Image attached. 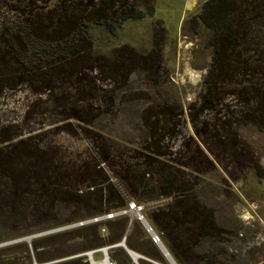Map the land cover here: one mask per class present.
Listing matches in <instances>:
<instances>
[{"label": "rangeland", "instance_id": "rangeland-1", "mask_svg": "<svg viewBox=\"0 0 264 264\" xmlns=\"http://www.w3.org/2000/svg\"><path fill=\"white\" fill-rule=\"evenodd\" d=\"M206 1L0 0V264L85 263L105 253L118 264H171L144 226L160 206L168 229H153L156 237H180L186 264H264V132L239 121L248 111L240 94L204 108L212 32L197 17ZM79 2L94 22L101 9L113 21L123 2L144 18L115 32L91 22L92 47L65 62L29 55L18 64L1 44L9 21ZM133 165L152 173L146 191L155 200L145 210L127 197L109 218L116 201L106 183ZM162 169L181 178L178 188L158 182ZM128 243L147 254L154 245L163 260Z\"/></svg>", "mask_w": 264, "mask_h": 264}, {"label": "trees", "instance_id": "trees-1", "mask_svg": "<svg viewBox=\"0 0 264 264\" xmlns=\"http://www.w3.org/2000/svg\"><path fill=\"white\" fill-rule=\"evenodd\" d=\"M67 5L61 6L56 12L34 13L28 18L13 19L6 23V26L4 25L1 44L15 54L16 63H31L32 59L29 55L31 57L45 55L60 62L81 58V51L84 53L92 47L91 22L115 32L126 20L144 18V13L141 11L135 13L136 9L133 7L128 9V3L124 2L118 11L112 13L113 21L107 20L108 15H102L105 12L103 9L94 12L96 22L91 19L92 15L87 13L88 4L79 2ZM148 8L146 14H153L154 5L150 4ZM197 19L212 32L208 41L209 47L213 50L212 63L204 79L201 97L204 108L217 107L226 95L235 92L245 97L248 105V111L239 121L264 132V0H208L204 3ZM113 22L117 25L115 26ZM228 88L233 90L228 91ZM140 168V165L129 166L126 174L117 178V184L110 180L106 183L107 192L112 195L116 203L103 214H113V210L122 211L128 204L127 197L141 202L145 210L150 209L148 204L155 200L154 193L146 190L151 185L153 177L150 171H141ZM160 172L158 182L176 185L178 188L181 178L175 175L170 179L171 174L166 179L165 171L162 169ZM135 173H139L137 178L133 177ZM140 189L144 191L140 193ZM161 195L169 196L166 192ZM80 204L79 201L75 202V206L79 207ZM162 208L160 206L157 208L158 212L148 214L147 220L154 230L168 229L163 222L165 214ZM94 215L83 218L76 215L74 218L85 220ZM125 229L126 226H122L123 233ZM159 238L177 264H186L190 250L184 247L180 237L174 238L168 234ZM127 247L154 261L163 260L161 252L154 245L152 254L141 251L131 243H128ZM35 248L37 249V244ZM85 260L80 258L63 264H89L88 261L84 263Z\"/></svg>", "mask_w": 264, "mask_h": 264}, {"label": "water", "instance_id": "water-1", "mask_svg": "<svg viewBox=\"0 0 264 264\" xmlns=\"http://www.w3.org/2000/svg\"><path fill=\"white\" fill-rule=\"evenodd\" d=\"M80 225L82 226V225H84V223H80ZM75 226L76 225H72V226H69V227L60 228V229H54V230H51V231H48V232H44V233L32 235V236H29V237H25V238L16 240L13 243L23 242V241L28 242V243H32V241L34 239H36V238H39V237H42V236H46V235H50V234H53V233H56V232H59V231H62V230L68 229V228L75 227ZM144 226L146 227V229L148 230V232L155 238L156 237V234H155L153 228L151 227V225L147 221H144ZM125 241H126V238L123 239V242L121 243L120 246L126 247L125 246ZM158 244H159L160 250L165 255V257L170 261V263L171 264H177V262L171 256V254L169 253V251L167 250V248L164 246V244L161 243L160 241L158 242ZM129 253L134 257L135 260H137L138 258H141L140 256H138L134 252H130L129 251Z\"/></svg>", "mask_w": 264, "mask_h": 264}, {"label": "built area", "instance_id": "built-area-1", "mask_svg": "<svg viewBox=\"0 0 264 264\" xmlns=\"http://www.w3.org/2000/svg\"><path fill=\"white\" fill-rule=\"evenodd\" d=\"M130 207L132 210L137 208L136 204H134V203H130ZM119 215H120V213L109 214L108 217L109 218H115L116 216H119ZM159 240L160 239L158 237L154 238L155 243H158ZM88 262H89V264H118L115 260H112L107 253H105V256L103 259L98 260V259H95L94 257H91Z\"/></svg>", "mask_w": 264, "mask_h": 264}, {"label": "bare ground", "instance_id": "bare-ground-1", "mask_svg": "<svg viewBox=\"0 0 264 264\" xmlns=\"http://www.w3.org/2000/svg\"><path fill=\"white\" fill-rule=\"evenodd\" d=\"M189 4H190V6H193V2H192V1H190V3H189Z\"/></svg>", "mask_w": 264, "mask_h": 264}]
</instances>
